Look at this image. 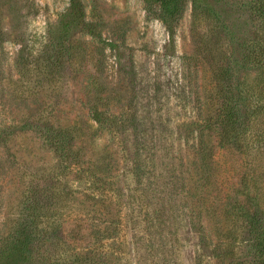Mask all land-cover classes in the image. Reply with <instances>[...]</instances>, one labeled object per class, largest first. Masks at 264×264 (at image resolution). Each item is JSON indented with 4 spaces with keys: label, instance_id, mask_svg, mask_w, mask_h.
<instances>
[{
    "label": "rangeland",
    "instance_id": "1",
    "mask_svg": "<svg viewBox=\"0 0 264 264\" xmlns=\"http://www.w3.org/2000/svg\"><path fill=\"white\" fill-rule=\"evenodd\" d=\"M263 62L264 0H0V264H217Z\"/></svg>",
    "mask_w": 264,
    "mask_h": 264
},
{
    "label": "trees",
    "instance_id": "2",
    "mask_svg": "<svg viewBox=\"0 0 264 264\" xmlns=\"http://www.w3.org/2000/svg\"><path fill=\"white\" fill-rule=\"evenodd\" d=\"M165 1L168 2L171 0ZM259 66L257 82L255 86H253V92L247 104L246 115L248 119L252 120L251 117L255 113L263 114L264 122V62ZM216 104L217 101L212 103V105ZM93 109L100 112L102 110L100 103L94 105ZM211 128L212 125L209 129ZM250 135L251 134L244 135L243 141H249L252 138ZM262 136L263 134L261 133L257 135V140L259 142L257 151L259 155L254 162L255 170L260 166H264V147L260 145L262 139L260 137ZM218 143L225 149H231L234 145L232 144V140L224 136V133H221ZM247 147H250V144H247ZM207 153L208 151L205 149L201 156L203 161H206V167L208 166L207 160L209 157ZM238 153V155L241 156L242 151ZM211 157L212 156H210V158ZM261 174L264 175V171H261ZM254 182V180L250 181L248 190L249 192L255 190V193L251 194L252 199L246 206L240 200H231L232 197L230 194L227 195L228 199L225 201L221 200L223 194L219 192L217 195L219 196V204L222 205V209L225 208V213L222 211L219 212L211 222L214 256L217 259V264H264V223L260 221L261 219H257L260 212L264 213L263 210H261V208L264 209V178L261 183L256 186L253 185ZM216 206H218L217 203ZM245 240H248L253 245L254 249L241 254V247ZM23 249L24 248H20V246L16 247L15 250L9 247L3 248L0 250V263L3 260L8 262V259H15L18 262L21 260L24 262L27 255L24 253Z\"/></svg>",
    "mask_w": 264,
    "mask_h": 264
}]
</instances>
